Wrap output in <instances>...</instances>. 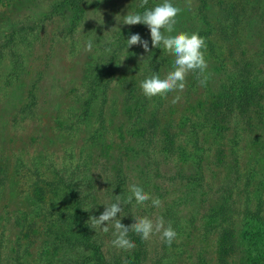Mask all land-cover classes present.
I'll use <instances>...</instances> for the list:
<instances>
[{
  "label": "rangeland",
  "instance_id": "374dc122",
  "mask_svg": "<svg viewBox=\"0 0 264 264\" xmlns=\"http://www.w3.org/2000/svg\"><path fill=\"white\" fill-rule=\"evenodd\" d=\"M54 1L56 0H0V74H7L5 71L9 66L8 59L11 58L9 49H12L17 60L24 62L17 81L10 85L0 83V177H4L0 192V263L13 264L12 257L17 255L22 264H66L68 256H63V251L52 253L49 249L48 222L44 217V210L49 204H61L60 196L49 194L44 200L38 201L36 195H29V186L36 181L29 173L32 170L43 171L49 177V172L53 169L70 168L80 157L88 161V177L93 179L92 187L86 189V193H91L90 202L95 217L103 213L104 207L116 203L118 195L122 211L117 214V219L125 226H130L138 217L147 216L155 221L159 212L175 207L178 227L184 230L182 229V233L176 231L178 235L173 241L174 248L168 247L163 251L164 241L160 234L152 235L150 239L144 240L143 264H218L216 237L219 232H205L204 221H198L199 213L203 212V208L195 209L199 204L198 194L191 197L193 205H178L179 202L174 204L184 190L179 175H193V168L174 160H156L157 163L153 166L141 153L143 143L139 145L135 135L132 136L133 132L129 128L131 118L127 115L134 114V107L128 105L129 109H125L120 93V83L127 80V66L121 64L117 67L115 82L111 83L108 90V102L102 109L105 121L102 140H89L93 130L98 127V122L95 121L96 105L89 117L79 119L82 107L76 100L80 97L78 93L84 83L85 66L97 57L106 55L108 44L114 42L122 29L129 27L123 24V17L134 12L138 0H81L82 14L74 22L68 20L67 11L61 14L51 13ZM152 1V7L162 3V0ZM253 1L264 8V0ZM171 2L183 9L177 16V32L193 33L204 28L194 12L197 0ZM210 5L211 1L207 0V15ZM9 36L12 37L11 42L4 46ZM139 36L147 41L144 35ZM88 40H92L93 48L90 52H85L84 45ZM260 40L261 36L254 37L256 46ZM134 46L139 51L138 59L151 56L150 46L149 52H145L140 45ZM219 52L226 56L224 46ZM164 53L168 64L162 69V76L172 70L174 62L172 55ZM205 55L208 63L206 74L210 76L217 61L207 52ZM197 77L198 73H190L183 92L167 94L165 103L160 106V116L163 114L165 119L170 118L177 123L183 117L193 115L198 105L203 104L204 92L208 88L207 83L201 86ZM32 83L35 91L31 93L35 97L36 107L30 115L19 114L21 106L27 103ZM176 95H180L181 99L173 104L172 100ZM71 122L74 124H70ZM70 125H73L72 128L68 127ZM256 127H250L248 131L264 137V123L261 122ZM188 130L186 126L183 131ZM232 131L234 130L229 124L222 141L213 140L210 135L203 142L204 147L208 148L202 166L204 204L210 202L216 205L215 191L232 179L233 174L227 168L229 157L226 153L232 142H223L232 136ZM238 131L240 130L235 129V132L239 133ZM259 137L256 139L258 144L261 141ZM217 148L221 151L220 163L215 154ZM257 152L260 153L256 145L241 147L237 152L239 173L242 176L235 185L233 192L236 193L232 197L236 210L235 222L244 232L251 230L245 217L253 218L251 214L258 211L257 198L263 201L261 208L264 210V161ZM256 156H259L261 163L254 165ZM118 165V175L123 180L119 191L115 188L114 178ZM256 168L258 176L244 190L242 183L246 172ZM132 184L141 186L151 197L159 198L162 206L153 207L151 200L137 204L134 197L131 203H125L131 195L129 188ZM255 184L257 185L253 188L252 185ZM257 213L264 216V211ZM190 217L192 221L189 225L185 222ZM164 221L168 222L170 219ZM107 227V233L96 228L107 264H113L114 259L130 257L135 247L129 250L114 247L111 243L115 238L112 222ZM163 253L167 255L163 256L166 259H162ZM242 259L243 256L238 253L228 264H242Z\"/></svg>",
  "mask_w": 264,
  "mask_h": 264
},
{
  "label": "trees",
  "instance_id": "16d2710c",
  "mask_svg": "<svg viewBox=\"0 0 264 264\" xmlns=\"http://www.w3.org/2000/svg\"><path fill=\"white\" fill-rule=\"evenodd\" d=\"M209 1L211 5L207 15L205 12L207 0H197L194 12L204 28L196 33L205 39L206 52L217 61V65L212 67V75H208V88L204 92L203 104L198 105L192 116L183 117L182 121L177 123L170 118L165 119L163 114L160 116V106L165 103L166 98L162 96L148 98L143 94L140 88L141 82L154 73L163 77L162 69L167 66L168 59L162 46L152 48L148 27L138 24L124 28L116 35L114 42L108 44L107 49L111 51L106 52L107 56L103 54L86 64L84 83L78 93L80 97L76 100L82 107L79 119L84 120L89 117L96 105L95 121L98 122V127L93 130L89 140L93 138L102 140L105 129L102 109L104 110L108 102V90L111 83L115 82L117 67L121 64L127 66V80L120 83L122 106L125 109H129L128 105L134 107V114L130 116L128 113L127 117L131 118L129 128L133 132L132 136L135 135L139 145L143 143L140 148L141 153L153 166L157 163L156 160L163 162L174 160L189 164L194 170L193 175H179L184 190L174 204L176 205L177 202H179L178 205L192 204L191 197L198 194L199 204L195 209L203 208V212L199 213L198 221H204L205 232L209 230L219 232L216 237L218 264H228L238 253L243 256L242 264H264V216L257 213L264 211L261 208L263 201L256 199L258 211L251 214L253 218L244 216L248 219L246 222L251 225L250 232H244L235 222L236 210L232 197V194L236 193L233 192L235 185L242 176L239 173L237 155L241 147L256 145L260 151L257 153L264 161V137L248 131L250 127L257 128L256 125L264 123V8L253 0ZM80 2L81 0H56L51 5V13L61 14L67 11L69 12L68 20L74 22L82 14ZM138 2L134 12L142 13L146 9L153 8L152 0H148V4L143 8L140 7L141 0ZM132 34L145 36L152 49L151 56L141 60L138 59L139 51L135 46L127 48L126 41ZM257 36H261V40L256 46L254 37ZM11 39L12 37L9 36L4 46H7ZM223 46L226 56H222L219 52ZM8 52L11 58L8 59L9 66L5 71L7 74H0V83L3 82L4 85H10L18 80L19 71H23L24 63L20 59L17 60L12 49ZM1 58L0 52V60ZM29 89L31 91L29 90L27 94V103L21 106L19 114L30 115L36 107L35 97L31 93L35 91L33 83ZM77 124L78 122L75 123ZM229 124L234 131L232 136L227 137L223 142H232L231 146L227 147L226 153L229 157L227 168L233 176L223 188L220 185L215 191L216 205L210 202L204 204L202 191L204 168L202 169V166L208 148L204 147L203 142L210 135L213 140L222 141L223 133L227 132ZM72 126L68 127L72 128ZM186 126L189 129L187 132L183 131ZM235 129L240 130L239 133L235 132ZM257 137L261 140L259 144L256 142ZM215 154L219 162L220 148H217ZM256 157L254 165L261 163L259 156ZM86 164L88 161L79 157L75 160L74 166L62 167L61 170L53 169L49 172V177L43 171L33 172L32 170L29 174L33 175L36 181L29 186V195H36L38 201L44 200L49 194L60 196V205L49 204V207L44 210V217L48 222L47 233L50 238L47 244L52 253L63 251V256H68L66 264H107L96 228L92 227L89 219L95 216L90 202L91 193H86V189L92 187L93 179L88 177ZM221 165L223 166V163ZM119 166L114 173L115 188L118 191L123 185V180H120L118 175ZM27 171L30 172V169ZM255 176H258L257 168L246 172L242 183L244 190ZM3 178L0 177V192L4 185ZM42 183L43 186H41ZM174 208H165L157 216L165 220L169 218L170 221H165V226L170 222L175 231L182 233L184 228L178 227L179 219L175 215ZM190 221H192L191 217L185 223L190 225ZM128 237L134 242L135 248L130 257L125 256L122 260L114 259L113 264H143L144 240L131 231ZM173 246H175L173 242L170 246L165 242L162 244L163 251L168 247L174 248ZM161 256L162 259H166L163 256L167 257L164 253ZM12 260L13 264H22L17 255L12 257Z\"/></svg>",
  "mask_w": 264,
  "mask_h": 264
},
{
  "label": "clouds",
  "instance_id": "9594fccd",
  "mask_svg": "<svg viewBox=\"0 0 264 264\" xmlns=\"http://www.w3.org/2000/svg\"><path fill=\"white\" fill-rule=\"evenodd\" d=\"M147 4L148 0H141L140 7L143 8ZM182 11L183 9L174 6L171 0H162V3L151 9H146L142 13L129 12L123 17L124 25H146L150 31L152 48L162 46L166 53L174 57L172 70L166 75L161 77L154 73L141 82L140 88L148 98L166 97L169 92H183L186 88V79L190 73H198L197 78L201 86L206 85L209 78L206 74L208 63L205 59L207 48L205 39L196 32L176 31L177 16ZM126 42L127 48L140 45L145 52H149L148 42L142 40L139 34H132ZM92 48V40L86 41L84 51L90 52ZM106 51L110 52L111 49H106ZM180 99L181 96L176 95L172 103L175 104ZM129 191L131 195L128 196L125 203H131L134 197L137 204H144L151 200L153 207L160 208L162 206V201L159 198L151 197L137 184L130 185ZM121 211L120 196L118 195L116 196V203L104 207V211L99 217H89L92 227L99 228L104 233L109 231L107 224L112 222L115 238L111 243L118 249L129 250L135 247L134 242L128 237L130 231L140 235L142 240H148L152 235L160 234V238L169 246L177 238L178 234L171 223L169 222L165 226V221L161 216H157L155 221L147 216L138 217L130 226H125L120 219H117V214Z\"/></svg>",
  "mask_w": 264,
  "mask_h": 264
}]
</instances>
